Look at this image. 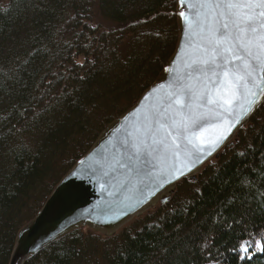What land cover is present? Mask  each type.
<instances>
[{"label": "trees", "instance_id": "16d2710c", "mask_svg": "<svg viewBox=\"0 0 264 264\" xmlns=\"http://www.w3.org/2000/svg\"><path fill=\"white\" fill-rule=\"evenodd\" d=\"M176 3L0 2V264L62 175L160 74ZM25 264H264V103L167 203L111 237L73 230Z\"/></svg>", "mask_w": 264, "mask_h": 264}, {"label": "water", "instance_id": "95a60500", "mask_svg": "<svg viewBox=\"0 0 264 264\" xmlns=\"http://www.w3.org/2000/svg\"><path fill=\"white\" fill-rule=\"evenodd\" d=\"M213 2L177 0V43L160 74L128 109L103 128L89 149L62 175L39 210L17 233L8 264H25L80 227L104 237L113 236L134 218L157 204L167 203L179 181H195L202 166L218 157L247 125L264 103V80L259 79L264 72L260 69L255 72V86L250 85L251 93L241 89L232 98L231 108L222 103L201 105L198 113L205 112L209 119L204 121L200 138L193 141L195 147L184 139L179 124L169 126L173 119H181L172 102L182 85L191 83L197 90L208 88L215 95L210 90L218 85H204L188 76L190 63L203 57L202 49L208 47L212 18L218 14V10L213 11ZM253 100L259 101L255 110L235 123L243 107ZM182 111L188 112L187 108ZM164 115L168 119L161 129L157 121ZM173 139L179 148L172 144Z\"/></svg>", "mask_w": 264, "mask_h": 264}, {"label": "snow or ice", "instance_id": "6c2138e0", "mask_svg": "<svg viewBox=\"0 0 264 264\" xmlns=\"http://www.w3.org/2000/svg\"><path fill=\"white\" fill-rule=\"evenodd\" d=\"M217 10L218 14L212 18L210 25L208 47L202 49L205 55L193 60L188 72V76L196 82L218 85L210 90L215 95L210 94L208 88L197 90V87L189 83L182 85L172 102L177 106L176 112L181 119H173L169 126L175 127L179 124L185 133L184 139L193 147V141L202 135L204 121L209 119L205 112L198 113L201 105L222 103L231 108L234 103L232 98L238 95L241 89L251 93L250 85L255 86L257 80L256 70L264 72V0H214L213 11ZM181 15L183 16V13ZM237 61L240 63L237 64ZM233 65L235 67H232ZM259 79L264 80V76ZM258 102L253 100L243 107L235 123L238 124L254 111ZM185 108L188 110L187 114L182 111ZM167 119L164 115L157 121L161 129L165 127L164 121ZM188 133H191V136L187 135ZM167 135L172 136V133L168 132ZM172 144L176 148L180 147L175 139Z\"/></svg>", "mask_w": 264, "mask_h": 264}, {"label": "rangeland", "instance_id": "374dc122", "mask_svg": "<svg viewBox=\"0 0 264 264\" xmlns=\"http://www.w3.org/2000/svg\"><path fill=\"white\" fill-rule=\"evenodd\" d=\"M0 2L2 3V2H4V0H0ZM177 38H178V37H177ZM176 43H177V42H176ZM175 46H176V45H175ZM174 49H175V47H174ZM173 51H174V50H173ZM172 53H173V52H172ZM171 55H172V54H171ZM171 55H170V56H171ZM168 59H169V58H168ZM121 114H122V113H121ZM118 116H119V115H118ZM118 116H117V117H118ZM117 117H115V118H117ZM243 128H244V127H243ZM243 128H242V129H243ZM239 131H240V130H239ZM234 138H235V137H234ZM52 189H53V188H52ZM48 195H49V194H48ZM45 200H46V199H45ZM43 203H44V202H43ZM38 210H39V209H38ZM33 216H34V215H33ZM33 216H32V217H33ZM32 217H31V218H32ZM31 218H30V219H31ZM30 219H29V220H30ZM29 220H28V221H29ZM28 221H27V222H28ZM27 222H26V223H27ZM82 228H87V229H89L88 227H82ZM19 229H20V228H19ZM90 230H91V229H90ZM17 232H18V231H17ZM16 234H17V233H16Z\"/></svg>", "mask_w": 264, "mask_h": 264}, {"label": "bare ground", "instance_id": "6f19581e", "mask_svg": "<svg viewBox=\"0 0 264 264\" xmlns=\"http://www.w3.org/2000/svg\"><path fill=\"white\" fill-rule=\"evenodd\" d=\"M238 132H239V131H238ZM231 144H233V142H231L229 145H231ZM214 158H215V157H214ZM212 159H213V158H212ZM212 159H211V160H212ZM209 161H210V160H209ZM207 162H208V161H207ZM207 162H206V163H207ZM202 167H203V166H202ZM201 169H202V168H201ZM197 175H198V174H197ZM59 180H60V179H59ZM56 184H57V183H56ZM56 184H55V185H56ZM80 228H82V227H80ZM20 229H21V228H20ZM20 229H19V230H20ZM77 229H79V228H77ZM19 230H18V232H19ZM75 230H76V229H75ZM18 232H17V233H18ZM16 236H17V234H16ZM15 239H16V238H15ZM15 239H14V240H15ZM14 245H15V243H14ZM13 248H14V246H13ZM44 249H45V248H44ZM12 251H13V249H12ZM40 252H41V251H40ZM11 254H12V252H11ZM10 257H11V255H10ZM9 260H10V259H9Z\"/></svg>", "mask_w": 264, "mask_h": 264}]
</instances>
